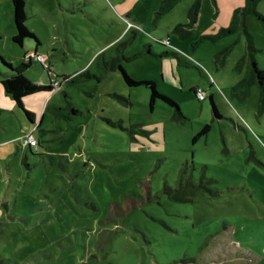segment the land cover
<instances>
[{"label": "rangeland", "instance_id": "obj_1", "mask_svg": "<svg viewBox=\"0 0 264 264\" xmlns=\"http://www.w3.org/2000/svg\"><path fill=\"white\" fill-rule=\"evenodd\" d=\"M23 1L38 43L12 41L0 0V58L37 48L31 80H74L36 155L11 140L34 126L0 85V264H264V91L245 81L264 71V0Z\"/></svg>", "mask_w": 264, "mask_h": 264}, {"label": "trees", "instance_id": "obj_2", "mask_svg": "<svg viewBox=\"0 0 264 264\" xmlns=\"http://www.w3.org/2000/svg\"><path fill=\"white\" fill-rule=\"evenodd\" d=\"M10 1L12 4L13 20H14V24H15V28H16V33H15V35H13L12 41L14 43H16L17 45L22 46L23 40L30 37V38H34L35 41L38 43V40L35 38V36L31 32H29L28 29L24 25V23L27 19L26 14H25V2L23 0H10ZM257 15H259V14H257ZM259 17L262 18L261 15ZM262 19H264V18H262ZM163 55L168 56L170 54L164 53ZM26 58L28 59V64L21 63L16 68H13L11 64L4 62L2 60V58H0V63L6 69V72L3 76V79H1V84H2L4 91L7 94L11 95L16 106L24 112V114L26 115L29 122L33 124L34 128L30 131H32L34 134V131H36V129H40L39 124L37 122H33L32 113L29 112V110L24 108L23 99L26 97H29V96H33L35 94H39V93H53L54 94L55 91H54V88L52 87L51 81H49V83L46 85H40V84L32 82L31 80H29L27 78L26 71L30 67V62L32 61V57H30L29 55L28 56L26 55ZM35 62H37V61L35 60ZM116 64H118L116 69L119 70V72L121 73V75L123 77L124 82L126 83V85L128 87L133 88V87H138V86H144L150 90L149 104H150L151 109L153 108L154 102L156 100H161L164 103L174 107L176 109V112L179 114V111L177 109L176 104L172 100H170L169 98L161 96L157 92L155 84L152 81H135V80L131 79L126 74V72L122 69V66L119 64V62H117ZM251 66H252L250 69L251 78L248 80L245 79V81H248L251 84L257 83L260 86V88L262 89V93H263V91H264V87H263L264 71L260 70L254 61L251 63ZM44 69H46V68H44ZM73 80H74V78H72V77L63 76L61 81L62 82H67V81L72 82ZM56 81H58L60 84L62 83L61 81H59L57 79H56ZM192 92L194 93V89L192 90ZM62 93H63V100L65 101L66 106L63 108L59 107V108L52 109V111L54 110L53 111L54 116L57 118L59 116L58 112L65 110V109H68L71 106L70 98L68 97V95L65 92H62ZM121 99L125 102H128V99H124V98H121ZM209 99H210V104L212 107L213 115L216 118H220L218 115L216 106L213 102L212 97H210ZM70 113L72 115H78L79 111H77V110L73 109V107H71ZM179 117H181L180 114H179ZM208 130H209V126L206 125L200 132H198L196 135H194L192 141L195 142L197 140V138L205 135ZM144 133H147V131H144ZM36 141H37L36 147H29V146L27 147V146H24L21 142H19V143H20V146L25 147L29 153H34L36 155V154H40L38 148L42 147L39 145V143L41 142L40 139H38V140L36 139ZM50 157H53V156H50ZM183 171L184 170H182V172ZM186 183H188V186L190 188H196L197 187V185L193 184L192 181L187 180ZM202 183H203V181H202Z\"/></svg>", "mask_w": 264, "mask_h": 264}, {"label": "crops", "instance_id": "obj_3", "mask_svg": "<svg viewBox=\"0 0 264 264\" xmlns=\"http://www.w3.org/2000/svg\"><path fill=\"white\" fill-rule=\"evenodd\" d=\"M34 53L37 54V48H35L34 50ZM38 55H42V54H38ZM38 63V62H37ZM10 64V63H9ZM31 64V62H30ZM12 65V64H11ZM43 66V65H42ZM2 67L0 66V85L2 86L1 84V79H3V76L5 74L6 71H2L1 69ZM26 76L29 80H31L29 77H28V73L26 72ZM65 76V75H64ZM66 77V76H65ZM32 82L34 83H37V84H40V85H46L49 83L50 79L48 81H45V80H41V81H33L31 80ZM68 82V81H67ZM70 82V81H69ZM3 88V87H2ZM195 88V87H194ZM194 88H192L191 90H193ZM61 92H63L61 90ZM57 94V92H55L54 94L53 93H39V94H35L33 96H29V97H26L23 99V104H24V107L25 108H30L32 110L29 109V112L32 113V119H33V122H37L39 124V128L41 129V122L46 114L47 111H51V113L54 115L52 109H55V108H59L60 105L58 104H55V103H52L51 100L53 99L52 96ZM67 94V93H66ZM212 97V96H210ZM213 99V98H212ZM205 100V99H204ZM203 100V101H204ZM214 102V101H213ZM36 105V110L33 109V106ZM27 109V110H28ZM37 116L40 118H42L41 120L37 121ZM32 124V123H30ZM40 129H36L37 131L40 130ZM42 130V129H41ZM27 132V131H26ZM35 136V135H34ZM19 136H16V137H13L11 140H13V142L15 141H19ZM37 140H38V137H35ZM40 146H42V148L44 147L42 145V143L40 142L39 143ZM41 148V147H40ZM40 148H39V153L40 152Z\"/></svg>", "mask_w": 264, "mask_h": 264}, {"label": "built area", "instance_id": "obj_4", "mask_svg": "<svg viewBox=\"0 0 264 264\" xmlns=\"http://www.w3.org/2000/svg\"><path fill=\"white\" fill-rule=\"evenodd\" d=\"M30 57H33L37 62L43 65L44 68L47 67L44 66L42 62H44V57L41 55H36L35 53ZM52 87L54 88V91L57 92V90L60 88L61 84L56 81V79L52 80L50 79ZM194 94L197 98L198 101H203L206 98L205 91L199 87L194 88ZM19 142H21L24 146H29V147H36L37 146V141L36 138L34 137V134L32 131L26 132L23 136L19 138Z\"/></svg>", "mask_w": 264, "mask_h": 264}]
</instances>
